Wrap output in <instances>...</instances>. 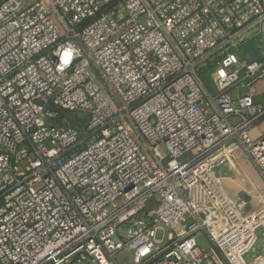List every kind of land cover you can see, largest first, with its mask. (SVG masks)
I'll list each match as a JSON object with an SVG mask.
<instances>
[{
  "label": "built area",
  "instance_id": "2783aa9c",
  "mask_svg": "<svg viewBox=\"0 0 264 264\" xmlns=\"http://www.w3.org/2000/svg\"><path fill=\"white\" fill-rule=\"evenodd\" d=\"M262 80L264 0H1L0 264H264Z\"/></svg>",
  "mask_w": 264,
  "mask_h": 264
},
{
  "label": "rangeland",
  "instance_id": "374dc122",
  "mask_svg": "<svg viewBox=\"0 0 264 264\" xmlns=\"http://www.w3.org/2000/svg\"><path fill=\"white\" fill-rule=\"evenodd\" d=\"M260 56H263L262 53H260L255 47H252V48H247L245 51H244V57L246 58H258ZM210 82L208 83H212V80L209 79ZM64 116V118H63ZM74 116V117H72ZM79 116V115H78ZM75 113H72V112H64L61 116V120H60V123L65 125V126H77L78 125V121L80 119H78V117ZM238 161H241V164L238 165L237 162ZM237 164L236 168L238 169L239 172H241V174L243 175L242 172H246L247 175L250 177V180L248 183L246 182V184L248 186L251 187L252 184H254L258 189H264V181L263 179L261 178L260 174H259V171L258 169H256V167L250 162V161H243V160H236L235 162ZM222 169H224V173H226L227 171V167L224 166ZM226 180H228L229 182H232V179L230 177H226L225 178ZM239 183V182H237ZM240 183H244L242 181H240ZM259 235H260V238H261V241H260V244L258 245V247L255 248L254 250V255H258L262 252V249L264 247V228L260 229L259 230ZM161 236V234H160ZM201 246L202 248H206L208 247V243L205 239L204 236L201 237ZM252 258V254H250L248 257H247V260H250ZM131 260H132V255L128 252H124L122 253L120 256H119V262L121 263H126V264H130L131 263ZM80 264L76 261V259H72L70 260L69 263L67 264Z\"/></svg>",
  "mask_w": 264,
  "mask_h": 264
},
{
  "label": "crops",
  "instance_id": "0c3cea01",
  "mask_svg": "<svg viewBox=\"0 0 264 264\" xmlns=\"http://www.w3.org/2000/svg\"><path fill=\"white\" fill-rule=\"evenodd\" d=\"M255 99L259 103H264V80L259 81L255 86ZM264 132V121L252 129L251 134L253 137H258ZM224 169H221L223 171ZM228 172V169L226 173ZM231 173V172H230Z\"/></svg>",
  "mask_w": 264,
  "mask_h": 264
},
{
  "label": "bare ground",
  "instance_id": "6f19581e",
  "mask_svg": "<svg viewBox=\"0 0 264 264\" xmlns=\"http://www.w3.org/2000/svg\"><path fill=\"white\" fill-rule=\"evenodd\" d=\"M69 56H70V50L69 49H66L65 50V52H64V60H68V58H69Z\"/></svg>",
  "mask_w": 264,
  "mask_h": 264
},
{
  "label": "trees",
  "instance_id": "16d2710c",
  "mask_svg": "<svg viewBox=\"0 0 264 264\" xmlns=\"http://www.w3.org/2000/svg\"><path fill=\"white\" fill-rule=\"evenodd\" d=\"M1 1V0H0Z\"/></svg>",
  "mask_w": 264,
  "mask_h": 264
}]
</instances>
